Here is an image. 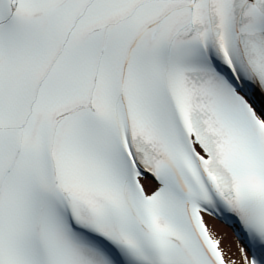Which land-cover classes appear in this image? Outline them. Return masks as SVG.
<instances>
[{"label": "snow or ice", "instance_id": "snow-or-ice-1", "mask_svg": "<svg viewBox=\"0 0 264 264\" xmlns=\"http://www.w3.org/2000/svg\"><path fill=\"white\" fill-rule=\"evenodd\" d=\"M0 264H264V0H0Z\"/></svg>", "mask_w": 264, "mask_h": 264}, {"label": "bare ground", "instance_id": "bare-ground-1", "mask_svg": "<svg viewBox=\"0 0 264 264\" xmlns=\"http://www.w3.org/2000/svg\"><path fill=\"white\" fill-rule=\"evenodd\" d=\"M209 223H210V225L214 226L215 229L218 232L226 234L229 239H233L234 240L232 231H231V229L228 226L220 224V223H218L217 221H214V220H210Z\"/></svg>", "mask_w": 264, "mask_h": 264}]
</instances>
